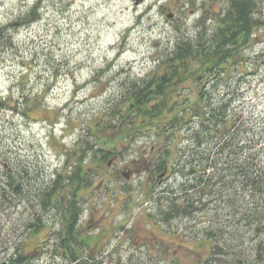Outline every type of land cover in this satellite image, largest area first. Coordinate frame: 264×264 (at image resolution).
<instances>
[{
    "label": "rangeland",
    "instance_id": "374dc122",
    "mask_svg": "<svg viewBox=\"0 0 264 264\" xmlns=\"http://www.w3.org/2000/svg\"><path fill=\"white\" fill-rule=\"evenodd\" d=\"M230 1L0 0V163L32 171L29 191L64 186L49 211L34 203L43 225L36 232L27 229L30 192L0 210V252L21 240L27 264H201L207 229L236 249L243 225L226 206L210 203L170 221L160 216L159 198L185 180V127L164 134L137 111L120 121L127 88L171 66L178 44L223 40L218 28ZM253 1V31L241 48L237 43L217 92L232 97V112L264 144V0ZM201 61L190 57L189 70L199 71ZM194 87L193 78H179L174 92L191 96ZM164 150L167 178L157 184L150 166ZM72 203L74 223L66 215ZM67 235L76 259L61 244Z\"/></svg>",
    "mask_w": 264,
    "mask_h": 264
},
{
    "label": "trees",
    "instance_id": "16d2710c",
    "mask_svg": "<svg viewBox=\"0 0 264 264\" xmlns=\"http://www.w3.org/2000/svg\"><path fill=\"white\" fill-rule=\"evenodd\" d=\"M253 2L231 0L218 28V33L224 35L221 42L216 35H211L210 43L178 44L170 57L171 66L129 86L123 98L125 104L121 122L126 121L129 113L137 111L136 117L143 115L146 119L155 120V128L159 132L164 131V134L171 131L175 137L185 127L183 138L186 146L181 150L184 153L180 160L183 166L179 168L185 180L180 190L168 189L164 191L167 196L159 198L163 221L190 216L197 209H206L208 204L213 203L229 208L234 218L238 219L237 225L242 222L243 231L236 229L235 233V238L239 240L236 249L218 244L216 230L204 231L203 239L209 245V254L201 264H264L263 139L256 138L248 120L232 112V97L227 94L219 96L217 92L218 82L230 75V59L237 43L240 41L241 48L253 31L255 21L252 17L256 11ZM200 56L205 60L201 61L203 66L200 70H189L188 59ZM190 77L194 79V94L187 96L185 90L174 92L179 78ZM146 119L139 122H144V125ZM163 152V158L152 162L150 174L160 176L167 167L170 152ZM7 161L3 159L0 163V210L10 209L13 201L20 203L30 192L32 197L27 202L34 214L27 229L36 232L43 225L42 214L36 212L34 203L41 212L49 211L55 207L54 195L64 186H58L57 182L51 187L40 183L36 193L29 191L32 171L19 165L10 168ZM65 181L72 183V176ZM73 204L66 206L67 220L72 223L76 222L78 215ZM219 233L222 234V231ZM73 240L67 235L61 244L73 256L72 259H76L70 251ZM21 242L14 245L11 253L8 249L0 252V264H27L28 258L20 249ZM244 243L250 247L249 250L242 247Z\"/></svg>",
    "mask_w": 264,
    "mask_h": 264
},
{
    "label": "flooded vegetation",
    "instance_id": "af4514ba",
    "mask_svg": "<svg viewBox=\"0 0 264 264\" xmlns=\"http://www.w3.org/2000/svg\"><path fill=\"white\" fill-rule=\"evenodd\" d=\"M167 168L168 167H166L165 170L162 172V174H164V177L163 176L161 177L162 174L158 176L159 179H157V184L162 183V181H164V179L167 178V171H168Z\"/></svg>",
    "mask_w": 264,
    "mask_h": 264
},
{
    "label": "water",
    "instance_id": "95a60500",
    "mask_svg": "<svg viewBox=\"0 0 264 264\" xmlns=\"http://www.w3.org/2000/svg\"><path fill=\"white\" fill-rule=\"evenodd\" d=\"M171 17H172V16H171V14L167 15V18H169V19H170Z\"/></svg>",
    "mask_w": 264,
    "mask_h": 264
}]
</instances>
